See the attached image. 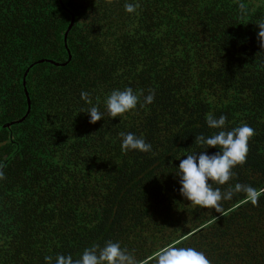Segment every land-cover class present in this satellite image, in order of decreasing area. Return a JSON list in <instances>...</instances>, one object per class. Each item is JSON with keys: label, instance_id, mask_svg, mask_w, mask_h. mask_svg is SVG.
Masks as SVG:
<instances>
[{"label": "trees", "instance_id": "obj_1", "mask_svg": "<svg viewBox=\"0 0 264 264\" xmlns=\"http://www.w3.org/2000/svg\"><path fill=\"white\" fill-rule=\"evenodd\" d=\"M261 20L264 0H0V264H55L109 240L143 264L169 248L264 264V194L258 206L235 194L220 214L192 206L175 175L203 150L195 136L218 131L211 112L255 130L221 190L264 189ZM128 87L154 102L110 119L106 97ZM82 91L104 119L89 123ZM120 132L152 150L122 152Z\"/></svg>", "mask_w": 264, "mask_h": 264}, {"label": "clouds", "instance_id": "obj_2", "mask_svg": "<svg viewBox=\"0 0 264 264\" xmlns=\"http://www.w3.org/2000/svg\"><path fill=\"white\" fill-rule=\"evenodd\" d=\"M113 0H105L106 4H111ZM125 11L129 14L135 13L139 8L138 3H125ZM241 14L246 13L243 3L239 4ZM259 28L257 40L260 52H264V20L256 24ZM131 87L124 90H113L104 101L107 116L110 119L121 117L124 114L136 109L140 104V96ZM81 99L91 107L82 110L90 116L89 123L104 119L105 113L99 110L98 105H93L89 93L81 92ZM154 90H149V94L144 96L145 104L154 102ZM207 126L210 129L218 130L210 136L203 134L195 136L194 143L203 149L193 152L181 159L178 171L175 175L179 178L181 185L180 195L188 200L192 206H199L201 209L215 210L222 213V202L231 200L235 194L243 193L245 202H250L253 206L259 205V197L264 194V189H255L250 185L235 184L222 191L220 186L228 183L235 173L232 171L237 166L246 163L249 152V141L255 135V130L247 124L227 130V116L221 115L216 118L211 112L205 116ZM121 140V151H139L147 153L152 150V145L147 143L143 137H137L129 132L119 133ZM218 149L214 154L209 155L207 149ZM5 174L0 170V180L5 179ZM213 185H217L213 187ZM52 256H45V264H53ZM55 264H143L127 248H122L118 242L106 241L104 246L95 244L85 248L79 258L74 259L72 255L58 254L55 257ZM155 264H211L203 252H198L194 248H169L155 257Z\"/></svg>", "mask_w": 264, "mask_h": 264}]
</instances>
